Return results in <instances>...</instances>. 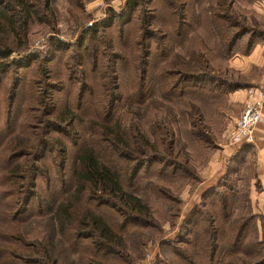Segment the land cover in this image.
Segmentation results:
<instances>
[{
  "label": "rangeland",
  "instance_id": "rangeland-1",
  "mask_svg": "<svg viewBox=\"0 0 264 264\" xmlns=\"http://www.w3.org/2000/svg\"><path fill=\"white\" fill-rule=\"evenodd\" d=\"M27 1L33 17L20 35L23 45L17 46L19 42L12 36L3 37L15 51L8 60H2L0 67V264H37L33 262L39 260L41 252L49 255L52 251L65 255V264H76L81 258L83 251L73 250L57 233L61 214L54 215L51 208L72 190L73 160L86 147L95 148L105 157L122 155L124 159L116 160L122 168V183L148 208L121 214L110 208V203L100 207L103 199L90 193L87 204L96 211H106L109 223L117 222L122 237L118 248L123 256L109 253L103 255L101 263L92 259L88 263L178 261L177 252L187 248L179 239L193 238L184 231V219L203 190L209 188L201 176H207L214 167L218 144L228 143L225 131L229 118L221 128L217 120H211L213 128L208 131L207 120L197 121L190 102L185 104L187 110L160 98L168 107L167 113L159 107L154 109L158 94L153 92L150 75L170 66L173 68L167 70H173L171 79L177 84L195 72L189 70L197 64L192 61V47L197 49L191 40L182 43L191 27L194 43L211 44L217 37H212V28L221 31L219 24L230 20L233 32L244 31L236 52L246 50L248 39L264 35V13L260 9L264 0H138L140 4L135 7L131 3L127 6L130 0ZM123 13L124 19L113 18ZM159 49L168 58L162 65ZM220 50L216 46L212 59L217 68H222L216 58ZM217 68L210 66L215 74L243 79ZM185 84L188 81L181 86ZM180 109L188 113L181 115ZM229 109L232 112L234 106ZM110 119L114 125L105 135L101 129L105 130L104 124L112 122ZM116 126L125 131L116 133ZM110 128L132 149L139 142L136 129L154 139L166 163L146 164L135 176L137 160L150 153L125 150L123 142H118L119 148L111 146L106 139ZM199 132H204V138L205 132H210V143L198 142ZM191 133L197 141H191ZM252 163L253 157L246 159V167ZM249 168L246 176H234L240 195L250 193L248 182L254 168ZM132 170L134 174L128 177ZM238 201L241 203L240 198ZM251 209L255 210V205ZM83 234H89V230ZM94 239L80 240L84 248H92Z\"/></svg>",
  "mask_w": 264,
  "mask_h": 264
},
{
  "label": "trees",
  "instance_id": "trees-1",
  "mask_svg": "<svg viewBox=\"0 0 264 264\" xmlns=\"http://www.w3.org/2000/svg\"><path fill=\"white\" fill-rule=\"evenodd\" d=\"M129 4L135 7L140 3L138 0H130L127 2L128 7H130ZM0 7L1 67L2 60H8L15 51L13 46L3 41V37L8 39L9 36H12L14 40L19 42L17 46L21 47L24 41L20 35H24L28 21L32 19L33 14L27 0H3L0 3ZM13 7L18 10H14ZM16 13H22V15L16 16ZM124 16L125 13L113 18L122 20ZM218 18L221 21H226L225 17L218 16ZM228 22L219 24L218 28H221V31H218V29L216 31V26H214V29L212 28V37H217L212 39L211 44H205L203 41H201V44L194 43L193 37L190 35L194 32L192 27L188 36L183 38V42L182 40L179 41L186 43L191 40V44H194L197 49L195 50L192 47L191 50V55L193 54L191 56L192 61L197 64L193 66L192 70H189L195 71L190 73L189 77L178 81L176 84L171 79L174 73L173 70H167L168 68H173L170 66L163 70L160 67L153 76L150 75L154 83L151 84L153 92L158 94V101L153 104L156 105L154 109L159 107L167 113L168 107L162 105L160 98L166 103L180 105L186 109L187 106L185 104L190 102L192 104V114L197 117V121L201 122L203 119L206 122L207 120L208 131L213 128L209 123L213 119L217 120L215 123L220 128L225 125L226 112L233 106L227 102L228 92L247 85L243 80L238 81L231 76L218 75V73L215 74L214 70H210V66L214 69L217 68V62H212V59L215 48L219 45L222 50L219 51L216 58L221 62L222 68L217 69H221L225 73L226 71L235 73L229 69L228 64L230 58L238 53L236 52L238 50V42L244 31L233 32L232 24H228ZM195 25H198V22ZM223 26L224 28H222ZM165 35H168V33H165ZM254 36H256L254 40L248 39L245 42L246 50L244 49L240 54H247L256 43L264 42V35ZM218 38L221 40H218ZM162 53L160 51L158 54L161 65L168 60ZM201 64L202 68L200 67ZM147 74L148 72L146 77ZM155 78H157L156 81L154 80ZM186 81H188V84L181 86ZM187 110L180 109L181 115L187 114ZM110 120L114 121L113 119ZM112 122L104 124L105 130L101 129V133L106 135V129L110 125H114V122ZM118 130L121 132L125 131L116 126L114 131L117 133ZM133 130H135V126H133ZM203 133L199 132L198 142L210 143V132H205L206 141ZM136 135L139 140L138 143L136 142V149H132L127 140L119 139L118 136L116 138L113 130L110 132L109 137H106L111 146L119 148L118 142H123L121 146L125 150L140 151L143 155L150 153L149 157L141 161L137 160L136 166H134V168L137 167L135 176L138 170L146 164L155 162L166 163V157L159 150L158 144L154 139L151 140L144 137L137 129ZM187 137L189 140V133H187ZM196 137L195 134L191 133V141H197ZM244 145V148L250 147L247 143ZM101 154L95 148L86 147L74 157L71 169L73 188L64 199L58 201L55 207L51 208V212L54 215L55 213L61 214L58 219L57 233L63 236L67 242L69 241L68 244L72 246L73 250L76 252L83 251L81 258L77 259L76 264H89V259H92L95 263H101V261H104L103 255L117 253L120 257L123 256L122 251L118 248L122 246V237L117 231L119 230L117 222L113 223L111 221L109 223L106 211L101 210V213L87 204V199L89 198L86 197L90 193L98 194L99 198L103 199L100 207L110 203V208L117 209V212L121 214L129 215V212H141L142 209H148L142 203L141 197L134 190L126 188L122 183V168L117 164L116 160L124 159V157L122 155L115 156L114 154L110 157H105ZM173 164L174 162L170 163V165ZM235 164L236 166L233 167L236 169H232L228 166V163L226 164L225 170L218 177L216 184L203 190L204 192L201 193L199 202L186 215L184 219L186 228H184V231L187 236L192 235L193 238L191 240L179 239L180 242H185L187 248L177 252L178 261L171 260L168 264H264V214L253 213L248 194L240 195L239 189L235 188L236 179L234 176L238 173L242 174V168H239L241 163H238V159ZM133 171L131 173L128 172V177L130 174H134L135 171ZM239 198L241 203L238 201ZM238 209L240 210L238 211ZM14 223L15 221L13 220L9 224L12 225ZM202 223H204V226H202ZM193 226L197 227V230L192 228ZM84 230H89V234H83ZM90 237H95L91 242L92 248L89 246L84 248L80 239ZM38 259L33 263L65 264V255L54 254V251L49 255L41 252Z\"/></svg>",
  "mask_w": 264,
  "mask_h": 264
},
{
  "label": "crops",
  "instance_id": "crops-1",
  "mask_svg": "<svg viewBox=\"0 0 264 264\" xmlns=\"http://www.w3.org/2000/svg\"><path fill=\"white\" fill-rule=\"evenodd\" d=\"M260 9L264 13V7ZM228 66L231 71H234L243 78L241 80L247 84L245 86L248 88L261 86L264 80V42L256 43L247 54L236 53L229 60ZM247 87L228 92L227 102L234 106L232 112H226L227 119L229 118L228 125L239 116L242 110V104L247 98ZM218 146L219 148L213 155V159L216 157L214 167L208 172L207 176H201V181H206L209 187H211L216 184L218 177L223 173L222 171L225 169L227 163L230 168L236 169L234 167L238 159V163H241L239 168H242V175L246 176V174L250 173L249 167L254 168V171L251 173L255 177L250 176L248 182V190L250 192L248 197L251 206L255 205V210L252 209V212L264 214V117L256 129L252 146L250 145V147H254L253 150L250 147L244 148L245 145L243 143L233 146L228 143H222L218 144ZM249 157H253V163L252 166L249 164L246 167V159ZM227 160L228 162H226ZM212 163L211 161L209 164Z\"/></svg>",
  "mask_w": 264,
  "mask_h": 264
},
{
  "label": "built area",
  "instance_id": "built-area-1",
  "mask_svg": "<svg viewBox=\"0 0 264 264\" xmlns=\"http://www.w3.org/2000/svg\"><path fill=\"white\" fill-rule=\"evenodd\" d=\"M246 93L247 98L239 116L228 125L225 131L228 144L252 143L256 129L263 120L264 80L261 86L247 88Z\"/></svg>",
  "mask_w": 264,
  "mask_h": 264
}]
</instances>
